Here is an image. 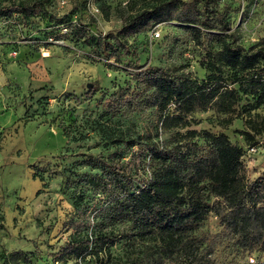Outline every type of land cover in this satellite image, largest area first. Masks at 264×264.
<instances>
[{"label": "rangeland", "instance_id": "rangeland-1", "mask_svg": "<svg viewBox=\"0 0 264 264\" xmlns=\"http://www.w3.org/2000/svg\"><path fill=\"white\" fill-rule=\"evenodd\" d=\"M44 1L43 10L28 23L17 15L0 19V252L19 253V264H96L92 254L81 260L61 256L76 227L91 232L107 201L75 179L97 173L79 164L84 155L126 161L138 146L119 142L120 136L140 138L154 129L157 119L151 111L132 112L124 106L130 91L143 87L134 65L168 68L199 84L208 71L201 64V49L175 23L128 37L125 42L134 58L98 60L90 37L116 34L124 16L151 0ZM215 4L229 7L234 45H264V0ZM223 69L225 76L231 75ZM238 95L229 111L211 105L190 114L184 128L162 132L153 141L187 131L225 134L244 150L247 178L264 182V110L252 109L251 97ZM244 132L253 135L254 146ZM123 229L118 223L106 227L116 237L109 249L113 258L124 256L127 241L119 234ZM218 230L211 216L202 233ZM250 257L253 264L264 263V255ZM213 259L215 264H250L247 256L223 247L216 248Z\"/></svg>", "mask_w": 264, "mask_h": 264}, {"label": "trees", "instance_id": "trees-1", "mask_svg": "<svg viewBox=\"0 0 264 264\" xmlns=\"http://www.w3.org/2000/svg\"><path fill=\"white\" fill-rule=\"evenodd\" d=\"M215 1L151 0L124 16L116 34L90 37L88 43L98 60L134 58L135 52L125 42L128 37L175 23L201 49V64L208 74L199 84L168 68L134 65L143 87L130 91L124 106L132 112L151 111L156 125L140 138L120 136L119 142L138 146L126 161L84 155L79 164L97 173H83L75 180L107 201L91 232L76 227L61 256L81 260L92 254L96 264H215L213 254L223 247L247 256L253 264L250 256L264 255V182L247 178L244 150L225 134L208 131L153 141L162 132L184 128L190 114L211 105L229 111L239 92L251 97L252 109L264 110V45L256 49L234 45L229 7L219 9ZM45 3L0 4V19L17 15L28 23ZM223 68L231 75L225 76ZM243 134L250 146L256 144L253 135ZM211 216L219 230L202 233ZM113 223L123 225L119 234L127 241L120 258L109 253L116 237L106 227ZM18 256L0 252L1 264H19Z\"/></svg>", "mask_w": 264, "mask_h": 264}, {"label": "built area", "instance_id": "built-area-1", "mask_svg": "<svg viewBox=\"0 0 264 264\" xmlns=\"http://www.w3.org/2000/svg\"><path fill=\"white\" fill-rule=\"evenodd\" d=\"M250 263H252L253 262V260L252 259H250V261H249Z\"/></svg>", "mask_w": 264, "mask_h": 264}]
</instances>
